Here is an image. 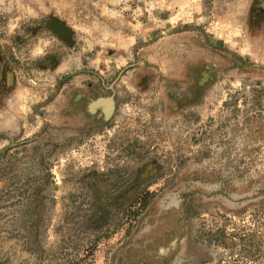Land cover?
Segmentation results:
<instances>
[{"label": "rangeland", "instance_id": "374dc122", "mask_svg": "<svg viewBox=\"0 0 264 264\" xmlns=\"http://www.w3.org/2000/svg\"><path fill=\"white\" fill-rule=\"evenodd\" d=\"M231 2L246 0H201L200 21L186 28L217 34L214 8L221 14ZM64 8V0H0V73L36 94L24 122L0 136V264H264L257 54L247 75L234 61L244 38L219 41L233 64L208 104L186 106L154 86L150 96L128 93L132 104L107 121L50 123L59 89L50 58L72 38L48 21L61 16L68 26ZM161 39L137 38L136 48L155 51Z\"/></svg>", "mask_w": 264, "mask_h": 264}, {"label": "crops", "instance_id": "0c3cea01", "mask_svg": "<svg viewBox=\"0 0 264 264\" xmlns=\"http://www.w3.org/2000/svg\"><path fill=\"white\" fill-rule=\"evenodd\" d=\"M136 1L64 0L68 26L61 16L53 18L61 19L72 42L62 47L56 45L55 49L61 55L58 61L50 58L51 73L56 80V88H59L49 105L56 111L50 123H55V120L72 122L75 118L89 123L87 117L93 114L104 116L103 107H95L88 112L90 102L108 96L114 98L111 114L114 116L116 111L124 112L125 107L132 104L127 102L126 96L131 93L153 95L154 86H159L158 94L166 93L175 100L182 98L186 106L197 107L200 102L208 104L220 86L228 81V69L233 64L228 60L230 54L228 56L219 42L225 38H244L246 50L234 61L247 68V75L251 65L258 71L264 68V0L224 3L221 14L222 8L218 7L220 10L217 11L215 7L217 34L210 29L202 33L199 29L186 28L194 21H200L201 0ZM76 38L80 40L77 42ZM137 38L162 39L155 45V51L154 46L148 45L141 54V50L136 48ZM210 38L217 42H211ZM73 53L81 55V66H74ZM252 53L257 54L258 60L249 65ZM137 57L141 59L138 64ZM93 78L98 88L91 80ZM32 97H36L32 88L19 86L18 80L14 82L7 71H1L2 138H10L8 123L13 120L24 122L26 101ZM144 101L147 104L149 100L145 98ZM77 103L82 110L78 109ZM97 120L107 121L104 117Z\"/></svg>", "mask_w": 264, "mask_h": 264}, {"label": "water", "instance_id": "95a60500", "mask_svg": "<svg viewBox=\"0 0 264 264\" xmlns=\"http://www.w3.org/2000/svg\"><path fill=\"white\" fill-rule=\"evenodd\" d=\"M48 26L61 38L68 39L69 33L67 28L56 18H51L48 21ZM114 98L108 96L92 100L89 104V110L92 111L95 107H103L104 118H109L114 109Z\"/></svg>", "mask_w": 264, "mask_h": 264}, {"label": "flooded vegetation", "instance_id": "af4514ba", "mask_svg": "<svg viewBox=\"0 0 264 264\" xmlns=\"http://www.w3.org/2000/svg\"><path fill=\"white\" fill-rule=\"evenodd\" d=\"M76 106L78 107V109H81V110H82V106H81L79 103H77ZM76 106H75V107H76ZM79 111H80V110H79ZM87 111H88V112H91V111L89 110V106L87 107ZM103 117H104V116L97 117L96 114H93V115L90 116V118L87 117V120H88L87 122H90V121H92V120L95 121V120H97L98 118L103 119ZM109 118H110V117H109ZM109 118H107V120H108ZM104 119H106V118H104ZM103 121H105V120H103ZM143 199H144V198H143Z\"/></svg>", "mask_w": 264, "mask_h": 264}, {"label": "trees", "instance_id": "16d2710c", "mask_svg": "<svg viewBox=\"0 0 264 264\" xmlns=\"http://www.w3.org/2000/svg\"><path fill=\"white\" fill-rule=\"evenodd\" d=\"M141 206L144 207L147 205V201L144 199L140 202Z\"/></svg>", "mask_w": 264, "mask_h": 264}]
</instances>
